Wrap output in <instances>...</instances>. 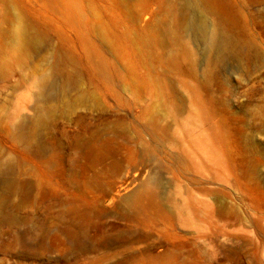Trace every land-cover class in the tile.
Returning <instances> with one entry per match:
<instances>
[{"label": "rangeland", "instance_id": "obj_1", "mask_svg": "<svg viewBox=\"0 0 264 264\" xmlns=\"http://www.w3.org/2000/svg\"><path fill=\"white\" fill-rule=\"evenodd\" d=\"M211 2V26L264 55V0ZM183 12L0 0V264H264V62L210 63ZM142 189L152 212L123 218ZM68 212L89 251H72Z\"/></svg>", "mask_w": 264, "mask_h": 264}, {"label": "bare ground", "instance_id": "obj_2", "mask_svg": "<svg viewBox=\"0 0 264 264\" xmlns=\"http://www.w3.org/2000/svg\"><path fill=\"white\" fill-rule=\"evenodd\" d=\"M184 1H185V9L189 11V13L185 15V13L183 12L182 14L183 25L187 28L188 32L191 33L193 37L197 38L201 42V44L205 46L207 50L210 49L214 50L213 54L208 56L207 61H209L212 64H215V66L217 67H220L231 60L235 61L237 65L240 66H244L245 64L255 63V62H264V55H262L260 51L254 47L248 51L245 50L239 44V40L236 37H234L232 30L223 29L221 23H219L216 28H213L211 26V24L208 21V15L217 12L211 0H184ZM26 30L28 32V36H30L31 34L37 35L34 31H32L31 26H28ZM41 40L42 39H34L29 37L26 43L32 48H39L42 45ZM48 90L49 88L46 86V84L43 87L41 85V95H40L41 98L42 96L49 95ZM28 120L29 119L26 118H22L20 120V129L22 130L21 136L23 138L29 139L28 142L31 143L30 139H31L32 131L27 130L30 129L29 128L30 123ZM34 121H38V120H34ZM38 153L42 154V146L39 148ZM85 164L87 165V163ZM76 173H77L76 168L72 163H67L65 165V169L63 170V175L68 181L71 180L74 176H76ZM155 175L147 183L148 187L154 185L156 187L157 184L158 185L161 184V181L158 178L159 176L156 177ZM17 191H18L17 188L11 186L10 188L11 195L14 193L16 194ZM158 197L159 196L157 192L152 191L150 193H147L143 189L134 190L131 193H128L122 198V204L126 206L128 205L131 208H130V212H126L122 215L123 218L125 219L141 218L142 216L150 214L152 212L151 202L153 200V202L156 203ZM165 199L167 198L165 197ZM13 201L8 204L11 205L12 209L18 208L19 206ZM166 202L168 201L166 200ZM168 203L170 204L171 202ZM3 207H5V202L0 200V208ZM62 215L63 214L59 215V217ZM66 215L68 216V224L70 228H72L70 230L71 232L70 244L72 251L74 250H80L81 252L89 251L91 249V243L89 241V238L87 237V230L85 228L79 227L76 217H74V215L71 212H68ZM148 249L149 248H145V251Z\"/></svg>", "mask_w": 264, "mask_h": 264}]
</instances>
